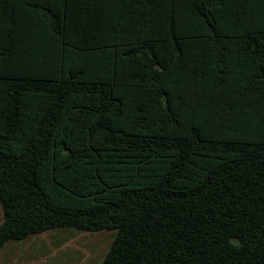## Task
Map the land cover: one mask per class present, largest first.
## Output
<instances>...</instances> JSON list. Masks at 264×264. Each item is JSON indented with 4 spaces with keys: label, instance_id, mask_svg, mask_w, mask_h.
<instances>
[{
    "label": "trees",
    "instance_id": "1",
    "mask_svg": "<svg viewBox=\"0 0 264 264\" xmlns=\"http://www.w3.org/2000/svg\"><path fill=\"white\" fill-rule=\"evenodd\" d=\"M0 209V249L115 231L101 264H264V0H0Z\"/></svg>",
    "mask_w": 264,
    "mask_h": 264
},
{
    "label": "rangeland",
    "instance_id": "2",
    "mask_svg": "<svg viewBox=\"0 0 264 264\" xmlns=\"http://www.w3.org/2000/svg\"><path fill=\"white\" fill-rule=\"evenodd\" d=\"M114 235L115 231H46L7 243L0 253V264H101Z\"/></svg>",
    "mask_w": 264,
    "mask_h": 264
},
{
    "label": "crops",
    "instance_id": "3",
    "mask_svg": "<svg viewBox=\"0 0 264 264\" xmlns=\"http://www.w3.org/2000/svg\"><path fill=\"white\" fill-rule=\"evenodd\" d=\"M26 11H27L25 12L26 15H28V13L31 14V12H29L30 10H26ZM27 30L29 29L19 30L16 32V35L18 36V39H17L18 41L16 44H17V47L19 48V53L21 54L16 58L15 62L17 63V67L19 68H36V67L40 68L44 66L43 65L44 62H47L49 60V59H46V60L40 59V56H37V53H39L40 55L42 50L43 52H45V50L48 49L46 45L47 43L42 44V39H41L43 37L42 35H44L45 32L39 29H37V31L32 29L33 32H29ZM29 35H32L34 39L40 38L39 39L40 41L36 42L35 44L32 39L28 38ZM9 242H13V241H9ZM7 243H5L4 246L0 249V253Z\"/></svg>",
    "mask_w": 264,
    "mask_h": 264
}]
</instances>
